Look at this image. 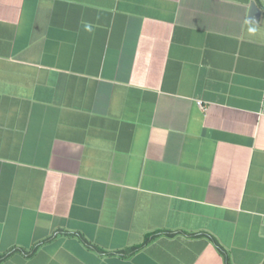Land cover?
<instances>
[{
  "label": "crops",
  "instance_id": "crops-1",
  "mask_svg": "<svg viewBox=\"0 0 264 264\" xmlns=\"http://www.w3.org/2000/svg\"><path fill=\"white\" fill-rule=\"evenodd\" d=\"M14 249L0 264H264V0H0Z\"/></svg>",
  "mask_w": 264,
  "mask_h": 264
},
{
  "label": "water",
  "instance_id": "water-1",
  "mask_svg": "<svg viewBox=\"0 0 264 264\" xmlns=\"http://www.w3.org/2000/svg\"><path fill=\"white\" fill-rule=\"evenodd\" d=\"M259 9L257 8L256 4H252L251 5V21L252 22H256L258 20L259 17Z\"/></svg>",
  "mask_w": 264,
  "mask_h": 264
},
{
  "label": "trees",
  "instance_id": "trees-1",
  "mask_svg": "<svg viewBox=\"0 0 264 264\" xmlns=\"http://www.w3.org/2000/svg\"><path fill=\"white\" fill-rule=\"evenodd\" d=\"M134 250H136V249H134ZM134 250H132V251H130V252H134ZM14 251H16V250L14 249V250H11V251L7 252V253L4 254V255H1V256H0V262L3 261L6 257H8L10 254H12Z\"/></svg>",
  "mask_w": 264,
  "mask_h": 264
}]
</instances>
